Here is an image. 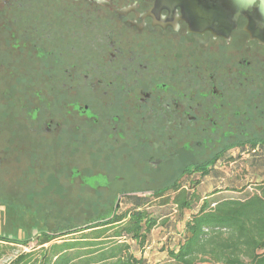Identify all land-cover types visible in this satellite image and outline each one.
Returning <instances> with one entry per match:
<instances>
[{"label": "flooded vegetation", "instance_id": "af4514ba", "mask_svg": "<svg viewBox=\"0 0 264 264\" xmlns=\"http://www.w3.org/2000/svg\"><path fill=\"white\" fill-rule=\"evenodd\" d=\"M213 1L0 0V68L42 82L2 108L0 171L52 163L74 184L85 154L80 186L165 183L122 203L264 141V27Z\"/></svg>", "mask_w": 264, "mask_h": 264}, {"label": "trees", "instance_id": "16d2710c", "mask_svg": "<svg viewBox=\"0 0 264 264\" xmlns=\"http://www.w3.org/2000/svg\"><path fill=\"white\" fill-rule=\"evenodd\" d=\"M241 151L251 158L242 162V154L238 160L217 156L203 169L182 174L180 179H186L171 188L150 195L128 194L108 215L84 225L42 231L34 247L10 257L7 264H264V141L241 142ZM224 161L236 166L218 170ZM240 162L242 173L252 178L246 183L237 171ZM226 171L235 173L227 179L233 186L205 190L210 181L215 186L224 182L217 173ZM236 183L241 186L235 187ZM250 186L253 189L245 198L210 200L223 193H245ZM121 204L131 206L123 211ZM170 204L178 211L175 218L167 216L159 222L149 211L153 205ZM157 228H161L162 246L157 247L161 255L151 261L145 250L152 248L149 244ZM29 244L1 238L0 259L13 250L10 245Z\"/></svg>", "mask_w": 264, "mask_h": 264}, {"label": "rangeland", "instance_id": "374dc122", "mask_svg": "<svg viewBox=\"0 0 264 264\" xmlns=\"http://www.w3.org/2000/svg\"><path fill=\"white\" fill-rule=\"evenodd\" d=\"M1 38L6 34H0ZM7 70L0 68V118L3 116L2 108L8 106V109L12 108V105H23L24 108L30 107L29 101L31 98H28L24 89V84L27 85L29 82L34 87L41 86L42 82L40 78L27 77V76H9L7 75ZM17 87L14 89L13 85L16 84ZM23 87V88H20ZM22 89V90H21ZM6 118H9L5 116ZM17 117L22 120L25 118L24 112L18 114ZM1 121V120H0ZM23 133V132H18ZM241 155V161L249 160L251 157L248 154H243L242 151L237 150L234 153H231V157L238 160L239 155ZM77 159V158H76ZM89 157L85 154L80 156L79 164L74 163L79 169L81 174L78 177V174H75V177H78L74 181V184H71L69 181V167L64 166V170L54 171V164L50 163V168L48 173L45 176L41 175L38 171L39 169H34L32 174L25 172L24 168L22 170L12 168L13 171L9 170V173L5 174V171H0V239L6 238L11 242L23 243L29 241L28 246L22 245H10L13 249L10 251L9 255L0 259V264H7V261L10 257L15 256L21 251H29L30 248L35 246V237L42 231H53L58 227L65 225H84L86 222L91 219L102 217L103 215H108L116 202V197L122 192H133V191H150L159 189V186L164 185L165 183H157L156 185L150 188L141 185H135V183L130 184L129 186H122L124 188H106L98 189L94 191L86 186H80L79 179L83 182V185L90 186L94 184V178L89 176ZM221 164V166H220ZM241 166L237 168V171L245 177V183L251 180L248 175L242 173L244 170V165L240 162ZM69 165V164H67ZM228 163L226 161L221 162L217 165V169L220 170L221 167H224L222 170H229L233 166H236V163H231L229 168L226 166ZM60 170V169H59ZM89 173V174H88ZM218 175L225 177L224 182H218L215 186L213 182L208 183V189L206 186L205 190L213 191L215 189L224 188L225 186H233L231 183H228L227 179L235 175L232 171L218 172ZM180 172H176L174 177H178ZM173 177V178H174ZM195 177L194 179H198ZM127 179V178H126ZM260 179H258L259 181ZM160 181V180H159ZM161 182V181H160ZM143 182L140 181V184ZM145 183V182H144ZM128 183H124L126 185ZM157 186V187H156ZM235 187L241 186V184H235ZM250 186L245 193L238 194L233 192L220 194L213 200H221L224 198H245L246 195L252 191ZM122 210L130 208L131 205L121 204ZM149 211L152 215L158 219L160 222L164 217L175 218L178 215V211L175 205L170 204L166 206L153 205L150 207ZM178 229L181 228V225L178 224ZM157 228L152 236V242L149 246L150 249L145 250V254L148 255L151 261H154L156 257H159L162 242L158 243L159 239V230ZM78 237V236H76ZM70 237V238H76ZM133 244V242L129 241ZM156 244V245H155ZM159 245V248H157ZM154 246V247H153Z\"/></svg>", "mask_w": 264, "mask_h": 264}, {"label": "water", "instance_id": "95a60500", "mask_svg": "<svg viewBox=\"0 0 264 264\" xmlns=\"http://www.w3.org/2000/svg\"><path fill=\"white\" fill-rule=\"evenodd\" d=\"M211 3L216 2L213 0H208ZM221 1V0H220ZM226 7H234L238 9L239 12L243 13L248 8H252L254 14L264 27V0H222ZM255 3L257 5L255 6Z\"/></svg>", "mask_w": 264, "mask_h": 264}]
</instances>
